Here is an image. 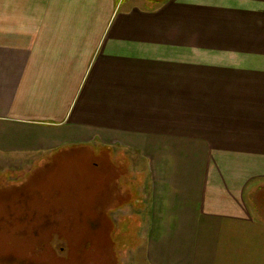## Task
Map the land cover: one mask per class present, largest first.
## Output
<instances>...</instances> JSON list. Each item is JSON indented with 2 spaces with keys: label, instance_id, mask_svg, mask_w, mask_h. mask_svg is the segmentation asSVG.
<instances>
[{
  "label": "crops",
  "instance_id": "crops-1",
  "mask_svg": "<svg viewBox=\"0 0 264 264\" xmlns=\"http://www.w3.org/2000/svg\"><path fill=\"white\" fill-rule=\"evenodd\" d=\"M248 59L264 91V0H0V157L133 149L146 264H264V122L222 150L166 121Z\"/></svg>",
  "mask_w": 264,
  "mask_h": 264
},
{
  "label": "rangeland",
  "instance_id": "rangeland-1",
  "mask_svg": "<svg viewBox=\"0 0 264 264\" xmlns=\"http://www.w3.org/2000/svg\"><path fill=\"white\" fill-rule=\"evenodd\" d=\"M254 61L248 59L247 82L199 83L198 96L185 93L183 112L166 116L177 126L171 133L191 136L195 129L221 149L254 133L264 122ZM130 155L133 149L96 143L38 159L0 157V264H146Z\"/></svg>",
  "mask_w": 264,
  "mask_h": 264
},
{
  "label": "trees",
  "instance_id": "trees-1",
  "mask_svg": "<svg viewBox=\"0 0 264 264\" xmlns=\"http://www.w3.org/2000/svg\"><path fill=\"white\" fill-rule=\"evenodd\" d=\"M97 222V221H96ZM90 246V245H89Z\"/></svg>",
  "mask_w": 264,
  "mask_h": 264
}]
</instances>
